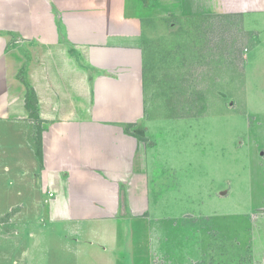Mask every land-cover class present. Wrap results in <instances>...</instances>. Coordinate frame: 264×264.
<instances>
[{"label":"crops","instance_id":"0c3cea01","mask_svg":"<svg viewBox=\"0 0 264 264\" xmlns=\"http://www.w3.org/2000/svg\"><path fill=\"white\" fill-rule=\"evenodd\" d=\"M248 13H264V0H0V264L20 263L33 235L15 217L24 185L34 209L50 216L47 242L33 239L34 264L203 257L201 240L159 239L161 230L188 228L167 215L176 188L151 175L145 70L153 82L175 76L169 66L191 48L179 34L159 40L177 21ZM27 85L40 122L36 149Z\"/></svg>","mask_w":264,"mask_h":264},{"label":"rangeland","instance_id":"374dc122","mask_svg":"<svg viewBox=\"0 0 264 264\" xmlns=\"http://www.w3.org/2000/svg\"><path fill=\"white\" fill-rule=\"evenodd\" d=\"M173 32L163 33L160 44L178 42L180 35L191 49L169 66L175 74L170 83L161 77L153 82L145 70L144 122L156 142L151 175L176 188L167 215L188 229L161 230L159 239L201 240L203 257L175 255L156 264H264V13L186 19ZM31 126L36 149L40 122ZM26 195L24 185L22 215L15 217L33 235L22 243L26 256L17 264L33 263V239L47 242L50 228V216L35 210V199ZM28 233L22 231V242Z\"/></svg>","mask_w":264,"mask_h":264},{"label":"trees","instance_id":"16d2710c","mask_svg":"<svg viewBox=\"0 0 264 264\" xmlns=\"http://www.w3.org/2000/svg\"><path fill=\"white\" fill-rule=\"evenodd\" d=\"M25 103L26 107L30 110L29 116L33 121H36L38 119V115L36 112V100H35V93L31 86H26V94H25ZM129 127L133 126L132 124L128 125ZM38 129V136H37V146L39 145V137H40V128L37 126ZM137 137H144V131L141 129V127H138L133 132Z\"/></svg>","mask_w":264,"mask_h":264}]
</instances>
